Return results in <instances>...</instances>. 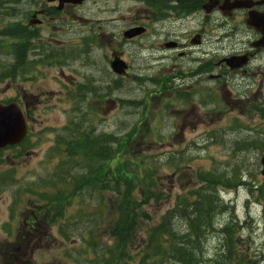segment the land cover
I'll list each match as a JSON object with an SVG mask.
<instances>
[{
	"label": "rangeland",
	"instance_id": "1",
	"mask_svg": "<svg viewBox=\"0 0 264 264\" xmlns=\"http://www.w3.org/2000/svg\"><path fill=\"white\" fill-rule=\"evenodd\" d=\"M39 1L22 0L11 16L3 11L0 31L13 22L28 24L30 18L25 20V16L30 10L34 11ZM75 7L70 9L69 15L64 11L55 20H47L51 36L43 32L42 41L32 40L35 48L47 43L48 47L42 50L49 48V51H43L42 60L35 62L26 74L18 68L16 77L8 76L7 66L15 63L10 51L14 41L0 35V75L7 74L0 80V102L19 103L26 113L29 128L21 147L0 152V264H97L99 259L104 264L106 257L109 258L105 252L112 240L107 230L114 218L110 202L108 208L105 203H99L96 195L85 193L74 197L60 210L57 204L45 208L58 190L56 186L50 187L52 178L56 181L57 173L65 174L68 170L64 167L58 171L62 160L56 150L63 147L59 137L74 122L85 131L123 137L137 127L130 135V147L125 149L127 165L135 160L132 155L139 156L141 166L155 173L150 182L151 190L160 199L150 196L143 207L154 224L172 209L178 196L184 197L201 188L198 178L204 173L215 172L227 177L236 174L241 181L245 180L248 185L217 188L225 210L215 220L217 231L207 235L201 245L203 264H213L223 244V235L218 230L230 223L235 225L236 251L242 253L247 262L264 264V180L260 175L264 145V69L248 71L246 77L241 76L236 79L237 84L231 82L225 89L216 84L212 86L218 105L205 102L203 94L199 97L202 104L198 105L199 98L190 93H186L187 101L174 104L162 91L152 95L155 88L151 89L146 81L138 79L135 83L128 78L117 90L110 93L107 90L105 97L100 98L103 85L94 82L98 81L96 68L100 56L82 47V42H86L91 27L101 25L107 33L113 34L120 31L124 26L122 19L128 20L137 9L143 8L139 0H97ZM217 23H223L221 17L217 18ZM217 33L220 36L222 31L217 30ZM231 42L228 38L220 43L213 40L218 49L224 48L219 57L227 56ZM65 47L73 52L67 63L46 57L52 52L61 54ZM128 53L124 57L131 65L130 74L133 71L145 78L151 62L143 52ZM34 55L30 50L27 60H39ZM261 64L264 65V61ZM89 82L90 89L81 88ZM203 83L202 89L208 84ZM240 94L243 97H238ZM129 100L144 102L145 106H130L125 103ZM191 107H195V114L190 112ZM112 158L108 165L114 168L126 157L117 152ZM2 173H10L12 178L4 182ZM60 189L65 192L67 186ZM103 197L106 201L115 200L108 192H104ZM36 204L44 214L40 212L41 217L33 219L29 209H36L33 206ZM58 211H61L60 216ZM30 218L35 226L27 234L26 230L23 232V225ZM147 224L150 222L144 220L142 225L146 228ZM175 226L182 229L183 222ZM24 234L26 242L17 248L18 235ZM144 236V231L139 230L135 241L143 244ZM133 250L136 249L131 253ZM126 264H135V261Z\"/></svg>",
	"mask_w": 264,
	"mask_h": 264
},
{
	"label": "trees",
	"instance_id": "2",
	"mask_svg": "<svg viewBox=\"0 0 264 264\" xmlns=\"http://www.w3.org/2000/svg\"><path fill=\"white\" fill-rule=\"evenodd\" d=\"M20 2L22 0H0V14L4 11L11 16L19 8L17 6ZM8 25L7 28L0 31V35L14 41L10 46V51L14 55L15 63L7 67L9 69L8 76L16 77L18 68L21 69L22 74H26L27 70L35 64L34 61L27 60V55L30 50L34 49V45L31 43L38 37V34L18 21ZM3 75H0V80L4 78ZM128 104L142 106L144 103L131 101ZM136 129L137 127H133L130 132H135ZM67 131L64 130L61 136L66 143V148L63 151L65 158L59 162L58 171L64 167L68 170H65V172L67 171L65 174L57 173L56 181L52 178L50 187L56 186L58 190L56 195L50 199L49 206L47 204L45 208L57 204L61 209L69 204L74 197L85 193L91 196L96 195L99 203H105L108 208L110 202L114 218L107 230V235L112 240V244L107 247L105 252L109 258L102 254L106 257L103 261L104 264H126L131 260H134L135 264L204 263V252L201 245L207 235L217 231L215 220L225 210L222 208L217 188L234 189L247 183L242 182L236 174L227 177L215 172L204 173L198 178L201 188L190 191L184 197L178 196L172 209L163 214L154 224L150 221L152 219L148 218L143 207L149 202L150 196L155 200L160 199L151 190L153 185L150 182H153L152 176L155 173L154 171L149 173L141 166V157L139 156L132 155L135 160L127 165L128 154L125 149L131 145L128 144L130 136L127 134L120 139L109 134L94 136L92 130L85 131L75 122L73 126L71 124L67 128ZM113 143L119 146L118 150L117 147H112ZM117 152L126 158L116 164V167L111 168L108 162L113 161L112 157ZM149 168L147 169L149 170ZM11 178V174L6 173L2 181H8ZM43 184H47V182H43ZM62 186H67L65 192L60 189ZM104 192L111 193V198L115 197V200L106 201V197H103ZM33 206L36 209L39 208L38 204ZM30 212L33 215L36 214L33 210ZM60 214L61 211L58 212V216ZM142 219L150 222L146 228L142 225L144 221ZM179 221L183 222L182 229L175 226ZM234 226L230 223L218 230L223 235V244L219 253L212 260L213 264H253L251 260L247 262L242 253L236 251ZM139 230H143L145 234L143 244L135 241ZM91 245L93 244L91 243ZM94 245L96 246L97 243ZM134 248L136 250L131 253ZM132 256H135V259H132ZM101 263L102 260L99 259L97 264Z\"/></svg>",
	"mask_w": 264,
	"mask_h": 264
},
{
	"label": "flooded vegetation",
	"instance_id": "3",
	"mask_svg": "<svg viewBox=\"0 0 264 264\" xmlns=\"http://www.w3.org/2000/svg\"><path fill=\"white\" fill-rule=\"evenodd\" d=\"M139 2L143 9H137L136 14L130 16L128 20L122 19L124 26L120 27V31L114 34L107 33L105 27L99 25L96 28L91 27L89 30L91 32L87 34L89 37L83 38L86 42L84 40L81 46L96 51L100 56V63L98 62L96 68L98 73L96 82L103 85V95L100 98L105 97L104 87L107 83L114 87L124 78L129 80L133 78L132 81L135 83L138 79L144 80L151 85V89L155 88L151 92L152 95L162 91L163 96H168L169 101H174V104L178 101H187L186 93H190L195 98H202L203 94L205 102L218 105V97L214 95L216 90L212 86L216 84L225 89L231 82L237 84L236 79L241 76L246 77L248 71L264 69V65L261 64L264 61V47L259 44L261 35L246 23L249 14L264 15V0H249L250 7L245 9H232L235 0H139ZM84 3L86 2L79 6ZM37 7L30 17L35 15L38 23L33 29L40 34L49 32L47 20H55L56 16L64 11H67L65 15H69L70 9L76 8L75 5L65 3L58 10L56 2L49 4L43 1ZM218 17L222 18L223 23H217ZM217 30H221L223 34L218 36ZM127 32H131L129 37L125 36ZM213 32L215 35H212ZM39 36L38 40L42 41L43 35ZM225 38L231 39L232 42L227 50V56L219 57L224 48L218 49L213 40L220 43ZM47 45L46 43L42 48L35 49L34 58L39 59L37 61L42 60L44 51L42 49L47 48ZM127 48L131 54L143 52L151 62L145 78L135 75L133 71L130 74L131 65L124 57V54L128 53ZM70 49L65 47L61 54L52 52L46 57H52L56 62L62 60L67 63L72 58L73 52H70ZM48 51L49 48L44 52ZM128 57L130 58L129 55ZM117 61L124 62L126 66L127 74L124 77L116 76L110 70L113 62ZM205 81L208 84L202 89L201 84ZM242 93L244 94V91ZM222 94L224 97L223 91ZM199 103L202 104L200 98L198 105ZM190 112L195 114V107H191ZM23 226V232L26 230L29 234L35 225L27 222ZM18 237L17 248L26 242L25 234Z\"/></svg>",
	"mask_w": 264,
	"mask_h": 264
},
{
	"label": "water",
	"instance_id": "4",
	"mask_svg": "<svg viewBox=\"0 0 264 264\" xmlns=\"http://www.w3.org/2000/svg\"><path fill=\"white\" fill-rule=\"evenodd\" d=\"M58 1L60 8L63 3L81 4L86 0H47V2ZM248 0H235V4L232 9L238 8H249L250 5ZM35 21L31 22L34 24ZM247 25L253 27L257 32L262 35L259 44L264 47V15H252L249 14ZM126 37L130 36L131 32H127ZM138 34V33H136ZM112 70L114 73L121 74L125 70L123 62H113ZM26 134V122L23 113L18 104L10 102L8 104H0V150L15 145L24 138ZM261 165V176L264 178V146L263 154L260 159Z\"/></svg>",
	"mask_w": 264,
	"mask_h": 264
}]
</instances>
